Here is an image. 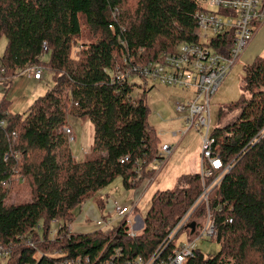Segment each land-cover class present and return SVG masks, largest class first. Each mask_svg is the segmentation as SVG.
Listing matches in <instances>:
<instances>
[{
	"label": "trees",
	"instance_id": "1",
	"mask_svg": "<svg viewBox=\"0 0 264 264\" xmlns=\"http://www.w3.org/2000/svg\"><path fill=\"white\" fill-rule=\"evenodd\" d=\"M201 9V0H0V36L7 38L0 78L11 83L19 71L40 66L54 79L23 113L0 102V243L11 248L6 264H60L93 257L106 243L126 257L145 258L166 241L202 193L198 172L152 194L135 236L125 223L89 233L69 225L74 209L96 191L117 178L136 189L162 160L147 121L145 95L153 86L111 80L107 70L159 61L181 42L196 41ZM213 43L226 49L232 38ZM244 72L239 98L219 109L220 115L237 110L235 118L210 130L211 150L226 170L207 205L202 201L193 211L201 216L208 208L215 223L220 249L209 264H264V58L257 56ZM135 87L141 88L137 95ZM70 115L92 123L88 158L72 155L65 130ZM16 180L29 182V200L8 201ZM53 220L61 225L51 237Z\"/></svg>",
	"mask_w": 264,
	"mask_h": 264
},
{
	"label": "built area",
	"instance_id": "2",
	"mask_svg": "<svg viewBox=\"0 0 264 264\" xmlns=\"http://www.w3.org/2000/svg\"><path fill=\"white\" fill-rule=\"evenodd\" d=\"M201 6L202 9L197 13L196 41L181 42L173 51L163 53L159 61L107 72L111 80L130 81L132 76H137L145 87L161 84L190 91L192 96L186 101L177 100L174 108L183 119L182 134L189 129H197L200 133L199 128L205 127V131L200 133L202 147L198 172L203 184L202 193L178 217L167 234L166 241L148 257H126L122 248L108 250L106 243L93 257L79 255L65 258L60 264H209L207 259L210 257H205L196 243L200 239L215 240V223L208 208L201 216L193 215V211L202 201L207 205L208 193L218 184L226 170V167L222 166L221 158L211 150L213 139L210 136V100L253 38L258 26L264 25V0H201ZM229 36L232 38V44L226 49L223 43L218 44L219 48L213 46V40L216 38L227 39ZM43 50H46V47ZM27 70L33 73L34 78L39 79L42 76L40 66H33ZM2 72L3 67L0 65V74ZM147 83L150 86H146ZM65 130L69 135V142L74 141L72 128L66 127ZM170 149L171 147L166 144L161 146L162 152H169ZM216 171L217 176L206 184V180ZM135 208H138L136 201L133 202L131 209L126 205H119L118 202L114 203V210L119 218L118 225L125 223L130 236L138 234L130 231L128 226L131 222L129 216L133 214ZM107 217L100 216L94 221L96 230L113 227L108 226L112 220ZM53 223L56 226L50 230L51 237L56 235L61 225L58 220H53ZM190 223L194 224L193 229L189 226ZM28 243L32 245L31 242ZM10 256L11 248L0 243V260L6 262Z\"/></svg>",
	"mask_w": 264,
	"mask_h": 264
},
{
	"label": "rangeland",
	"instance_id": "3",
	"mask_svg": "<svg viewBox=\"0 0 264 264\" xmlns=\"http://www.w3.org/2000/svg\"><path fill=\"white\" fill-rule=\"evenodd\" d=\"M253 38H255V40L248 50L253 49L255 54L250 58L249 62L238 57L218 90L211 97L210 130L229 123L235 118L237 110L226 111L223 115H220L219 109L225 104L239 98L241 93L240 85L245 74L244 66L251 63L257 54L264 58V26H258V30ZM6 45L7 38L5 35H1L0 56L3 55ZM45 58L46 56L43 57V59ZM41 69L42 79L38 81L35 80L33 73L29 72L27 69L19 71L12 78L11 83H6L5 80L0 78V102H8L9 110L12 112L23 113L36 98L44 95L54 86V79L51 71L46 68ZM130 81L141 84L137 76H132ZM146 86H150V84L147 83ZM140 90L141 88L135 87L133 94L137 95ZM190 96H192V94L189 91L161 84L154 85L145 95V101L149 108L147 121L156 132L160 153L162 152L161 146L166 144L174 148V154L169 157L164 155L166 158L164 162L158 161L152 164V167L155 168V175L154 177L152 176L153 178H147L151 180V182L147 185L145 193L138 204V208L129 216L131 219V222L128 223L130 231L133 230L135 233L141 231L143 215L155 191L166 188H176L178 186L177 177L180 173L199 172L200 170L198 158L199 152H201L202 142L197 129H192L188 136L180 141V145L177 144L178 138L176 139L172 136V131L181 130L183 122L175 112V101L179 99L186 101ZM68 122L73 126L75 132L74 141L69 142L72 155L74 157L77 156L76 158L79 160L90 157V151L88 152L87 150H91L92 145V123L88 119L84 120L74 115L68 117ZM199 130L200 133H203L205 127H201ZM16 181L17 182L10 188V200L8 198V201L17 202L29 200L31 198L29 182H24V180ZM104 188L96 191L92 197L87 199L90 200L93 198L91 203L99 209L98 203L96 204V199L103 198L104 196H101L106 193L103 214L107 215L110 213L107 219H111L112 222L108 226L114 227L119 223V218L114 210V203L118 202L119 205H126L131 209L133 202H135L136 190L125 188L118 179L106 186L105 189H107V191H105V193L103 192ZM76 212H78V209ZM134 224H136V226H134ZM55 226L56 224L53 223L51 229ZM92 231L93 230H91V232ZM196 245L205 257H212L220 249L219 244L215 240L200 239L197 241ZM0 264H6V262L0 260Z\"/></svg>",
	"mask_w": 264,
	"mask_h": 264
},
{
	"label": "crops",
	"instance_id": "4",
	"mask_svg": "<svg viewBox=\"0 0 264 264\" xmlns=\"http://www.w3.org/2000/svg\"><path fill=\"white\" fill-rule=\"evenodd\" d=\"M264 26V25H263ZM262 27V26H261ZM255 35V34H254ZM254 40H255V38H252L251 39V41L248 43V45H247V47H245V49L242 51V53L240 54V56L239 57H241L242 58V60H245V61H247V62H249V60H250V58L255 54V51L253 50V49H250V50H248V48H250V46H252V44H253V42H254ZM258 56V54L256 55V57ZM256 57H254L253 58V60L256 58ZM252 60V61H253ZM250 64V63H249ZM42 79V76H41V78H39V79H37V78H35V80H41ZM221 85V84H220ZM220 87V86H219ZM190 92V91H189ZM177 101V100H176ZM175 101V102H176ZM175 105V104H174ZM175 109V108H174ZM179 116V115H178ZM179 118L181 119V121H183V119L179 116ZM183 122H182V128H181V130H184L183 129ZM69 126L72 128V130H73V133H75L74 132V129H73V126L69 123ZM181 130H179V131H172V136L174 137V138H178V142H177V144H179L180 143V141L181 140H183V139H185L186 138V136H188V134L191 132V130L192 129H189V130H187L184 134H182L181 133ZM200 134V133H199ZM74 139H75V136H74ZM180 145V144H179ZM173 149L174 148H172L171 147V149H170V151L169 152H161L160 153V150H159V152H158V154H160L161 155V158H162V160H160V161H162V162H164L165 160H166V158H165V156L164 155H166V156H170V155H173L174 153H173ZM85 151V150H84ZM88 152L90 151V150H87ZM88 152H85V153H88ZM200 156H201V152H199V160H198V163H200ZM77 157V156H76ZM75 157V158H76ZM167 157V158H168ZM77 159V158H76ZM77 160H79V159H77ZM159 161V162H160ZM155 162H158V160L157 161H155ZM151 168H153L152 167V165H151ZM184 173H189V172H184ZM184 173H180L179 175H178V177L181 175V174H184ZM190 173H196V172H190ZM154 175H155V173H154ZM154 175H153V177H154ZM152 177V178H153ZM178 177H177V179H178ZM118 179V181H120L121 182V180L119 179V178H117ZM116 180V179H115ZM151 182V180H148V179H145L144 180V182L138 187V188H136L135 190H136V195H135V198H134V200L137 202V205L139 204V202L141 201V199H142V197H143V195H144V193H145V189H146V187H147V185L149 184ZM106 188V187H105ZM103 189V192L105 193V191H107V189ZM104 196V197H103ZM106 196V193L104 194V195H102L101 197H103V198H98V199H96V204L98 203V206H99V209H97V207H95L91 202L93 201V198L92 199H90V200H84L82 203H80L75 209H74V215H73V220H72V222L70 223V225H69V230L70 231H72V232H79V233H89V232H91V230H96V226H95V223H94V221L98 218V217H100V216H104V214H103V208H104V204H105V197ZM96 197V196H95ZM77 209H78V212H76L77 211ZM109 214L110 213H108L107 214V216H109ZM88 225H91V226H88ZM51 226H52V224H51Z\"/></svg>",
	"mask_w": 264,
	"mask_h": 264
},
{
	"label": "water",
	"instance_id": "5",
	"mask_svg": "<svg viewBox=\"0 0 264 264\" xmlns=\"http://www.w3.org/2000/svg\"><path fill=\"white\" fill-rule=\"evenodd\" d=\"M189 226L191 227V229H193L194 224L193 223H190Z\"/></svg>",
	"mask_w": 264,
	"mask_h": 264
}]
</instances>
